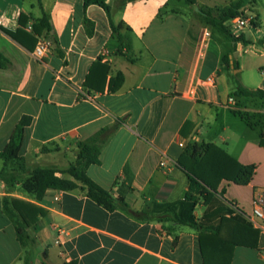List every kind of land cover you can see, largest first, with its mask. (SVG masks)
<instances>
[{
	"label": "crops",
	"instance_id": "0c3cea01",
	"mask_svg": "<svg viewBox=\"0 0 264 264\" xmlns=\"http://www.w3.org/2000/svg\"><path fill=\"white\" fill-rule=\"evenodd\" d=\"M106 4L115 26L121 25V41L98 5L85 8L83 0H0V55L9 61L0 67V153L20 119L31 118L18 160L4 166L0 159V264H25L26 254L33 264H203L198 231L132 213L151 215L155 204L185 198L189 181L178 162L193 143L215 144L240 165L255 166L247 184H219L216 196L223 211L232 209L252 224L254 200L264 195V0ZM234 4L250 5L257 16L258 28L245 33L247 42L227 39L200 22L195 12L201 7L219 15ZM28 25H33V33L26 30ZM206 28L212 38L202 51ZM88 30H93L91 36ZM38 37L53 45L43 60L33 55ZM92 68V85H86ZM118 73L123 83L111 91ZM208 77L214 82H207ZM237 77L263 96H232ZM84 93L92 99H85ZM115 123L118 128L103 146L100 163L90 165L87 174L129 210L109 211L81 186L48 189L40 200L25 190L34 168L67 169L82 141ZM164 156L167 164L161 167ZM4 198L45 211L28 228L36 241L33 246H21L14 220L4 212ZM205 209L200 201L195 217L201 218ZM258 222L260 228L252 224L259 230L258 248L236 246L231 264H264V219ZM233 230L234 223L225 222L222 234L229 236ZM59 232L64 235L61 244Z\"/></svg>",
	"mask_w": 264,
	"mask_h": 264
},
{
	"label": "trees",
	"instance_id": "16d2710c",
	"mask_svg": "<svg viewBox=\"0 0 264 264\" xmlns=\"http://www.w3.org/2000/svg\"><path fill=\"white\" fill-rule=\"evenodd\" d=\"M37 1L39 3L41 2V0ZM83 1L85 8L90 5H98L107 12L111 29L121 41L122 36L119 32L121 25L115 26L112 21L110 8L106 4V0ZM185 1L190 5H196V0ZM240 9L239 4H234L223 10L219 15H215L211 9L201 7H198L195 12L200 22L215 29L227 39L233 40L234 42H238L239 40L247 42L245 35L240 39L234 38L228 27L229 20L237 16ZM42 22L43 26L49 30L50 24L47 18H44ZM88 24H90V20L86 18L85 25ZM87 33L91 36L93 30H88ZM8 64V59L0 55V67L4 68ZM234 66L236 67V65ZM95 67L97 65L94 66V69ZM92 71L93 68L87 77L86 85H92L90 82ZM236 82L237 89L232 96H263V92L259 89L252 91L244 87L238 77L236 78ZM122 83L123 75L118 73L111 80L109 89L116 91ZM241 117L250 125L247 115H242ZM30 122L31 118L24 116L14 128L6 148L0 153V159H3L4 166L18 160L24 131ZM117 128L118 123L104 127L94 136L82 141L79 144L75 162L65 170H60L55 167L34 168L30 171V178L24 184L25 190L33 193L36 199L40 200L48 189L70 191L81 186L86 190L88 197L107 210L113 211L118 207L129 210L122 199H115L109 191L99 186L87 174V169L90 165L100 163L102 148ZM262 144L264 145L263 140ZM178 164L185 170L189 181V191L185 198L174 203L155 204L154 211L151 215L136 211H132V213L139 219L170 221L198 231L203 264H231L233 251L236 246L257 249L259 230L254 228L241 215L234 214L232 209L227 208L223 211L222 206L224 204L216 196L218 186L223 180L240 184L250 182L255 171V166L240 165L235 158L230 156L221 147L215 144L205 143L188 145L179 159ZM200 201H202L206 209L203 216L197 219L194 215V210ZM3 207L6 215L14 220L16 236L21 246L24 248L33 246L36 241L28 233V228L35 224L38 216L44 215L45 211L32 203L9 198H4ZM212 218L216 219V223H209V220ZM229 221L234 223V230L229 236H224L222 234V227L225 222ZM24 263L33 264V259L29 254H26ZM65 264H76V262L71 261Z\"/></svg>",
	"mask_w": 264,
	"mask_h": 264
},
{
	"label": "built area",
	"instance_id": "2783aa9c",
	"mask_svg": "<svg viewBox=\"0 0 264 264\" xmlns=\"http://www.w3.org/2000/svg\"><path fill=\"white\" fill-rule=\"evenodd\" d=\"M1 24V20H0ZM229 31L232 36L236 39H240L247 31L255 30L258 28V19L256 14L252 11L250 5L243 6L239 14L233 18H231L228 22ZM26 30L30 33L34 32L33 25H28ZM212 38V32L209 28H206L202 34V38L200 41V46L202 51L207 49ZM240 42V40H239ZM53 45L52 42L44 37H38L36 46L33 51V55L37 60H43L46 56H48L52 51ZM207 82L213 83L214 78L208 77L206 79ZM85 99H92V96L84 93ZM233 102V101H232ZM183 146V144H181ZM167 164V158L164 156L160 161V166L165 167ZM252 224L256 226V228H260L259 220L264 219V195L258 194L254 200L253 209L251 211V215L249 217ZM63 233H58L57 243L61 244L63 239Z\"/></svg>",
	"mask_w": 264,
	"mask_h": 264
}]
</instances>
